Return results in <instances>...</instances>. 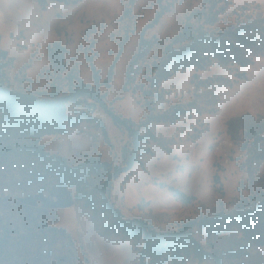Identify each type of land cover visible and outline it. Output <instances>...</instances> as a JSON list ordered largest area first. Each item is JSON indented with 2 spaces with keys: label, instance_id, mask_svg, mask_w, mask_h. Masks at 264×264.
<instances>
[{
  "label": "rangeland",
  "instance_id": "obj_1",
  "mask_svg": "<svg viewBox=\"0 0 264 264\" xmlns=\"http://www.w3.org/2000/svg\"><path fill=\"white\" fill-rule=\"evenodd\" d=\"M205 2L49 0L42 7L35 0H0V48L11 59L7 72L14 86L32 92L50 90L54 79L52 70L48 71V47L60 42L68 51V67H75L85 82L94 83L86 56L93 57L102 82L112 71L109 85L104 83L100 91L115 113L139 123L174 105L188 108L173 123L148 125L163 144L143 142L148 151L113 182L112 200L123 214L146 219L161 230L177 229L189 220L220 212L232 213L244 199L264 195V159L255 157L251 142L252 132L257 133L264 149L263 49H250L245 66L214 63L177 72L161 84L162 95L152 102L153 109L140 90H124L126 70L138 50L142 31L146 38L155 37L165 44ZM224 6L220 29L255 21H263L264 26V0H227ZM161 11L165 13L154 22ZM161 45L151 55H161ZM139 82L146 83L141 77ZM80 109L68 105L71 115ZM94 115L103 120L113 147L101 128L86 121L67 134L46 135L35 142L70 162H80L87 155L120 162L122 147L130 140L127 132L103 110L97 109ZM25 183L10 185V193L0 204V226L12 231L0 264H58L60 259L66 264L138 263L131 241L100 234L91 210L75 200L74 189L48 194L30 190L18 195V188ZM173 189L193 200H180ZM49 226L62 228L71 236V252L65 243H56L52 254L35 256L37 250L50 246L44 233ZM195 235L208 250L213 243L224 254L226 264H264V245L247 241L236 228L213 237L196 229ZM229 252L238 253L237 257ZM202 264L214 263L205 260Z\"/></svg>",
  "mask_w": 264,
  "mask_h": 264
},
{
  "label": "trees",
  "instance_id": "obj_2",
  "mask_svg": "<svg viewBox=\"0 0 264 264\" xmlns=\"http://www.w3.org/2000/svg\"><path fill=\"white\" fill-rule=\"evenodd\" d=\"M35 1L45 7L49 0ZM226 1L206 0L202 8L188 15L181 31L165 44L155 37L146 38L143 30L138 50L126 70L124 90H140L148 107L153 109L152 102L162 95L161 84L179 71L192 67L204 69L214 63L248 65L246 53L250 49L264 50L263 21L220 29L218 22ZM164 11L157 13L154 22L162 17ZM159 45L162 46L161 55H151ZM67 52L60 42L48 47V71L52 70L54 79L52 88L32 92L14 86L7 72L11 59L8 52L0 48V204L11 191L8 187L20 181L29 187L18 188V195L27 194L30 190L48 194L50 191L57 193L61 189H74L75 200L82 201L91 210L101 235L120 236L132 242L138 253L137 264H187L190 261L202 264L205 260L226 264L224 254L219 253L213 243H210L211 250L202 245L195 235L196 229L213 237L236 228L247 241L264 245V195L244 199L232 213L220 212L189 220L177 229L161 230L146 219L126 217L112 200L114 180L148 151L143 148V142L163 144L148 125L173 123L186 114L188 108L174 105L162 114H149L139 123L123 117L112 110L105 100L106 94L100 91L101 85H109L112 71L102 82L93 57L86 56L94 80L93 84L87 83L75 67H68ZM138 77L144 78L147 84L137 83ZM69 104L81 108L76 115L69 114ZM97 109L103 110L129 136L130 140L122 147L120 162L104 161L100 155H87L80 162H70L65 156L51 153L43 144L35 142L46 135L67 134L86 121L101 128L106 142L113 147L103 120L94 115ZM252 134L255 157L264 159L260 137L257 133ZM173 190L180 200L186 203L193 200L183 192ZM10 231L0 226V263L10 245ZM44 233L50 246L37 250L35 256L52 254L56 243H65L67 251H72L73 240L62 228L49 226ZM229 254L237 257L238 253ZM61 263L66 264V261L58 260V264Z\"/></svg>",
  "mask_w": 264,
  "mask_h": 264
},
{
  "label": "bare ground",
  "instance_id": "obj_3",
  "mask_svg": "<svg viewBox=\"0 0 264 264\" xmlns=\"http://www.w3.org/2000/svg\"><path fill=\"white\" fill-rule=\"evenodd\" d=\"M106 117V116H105ZM110 264V263H109Z\"/></svg>",
  "mask_w": 264,
  "mask_h": 264
}]
</instances>
